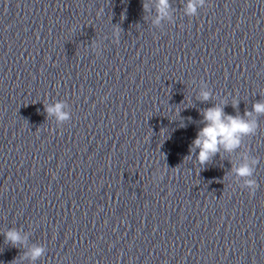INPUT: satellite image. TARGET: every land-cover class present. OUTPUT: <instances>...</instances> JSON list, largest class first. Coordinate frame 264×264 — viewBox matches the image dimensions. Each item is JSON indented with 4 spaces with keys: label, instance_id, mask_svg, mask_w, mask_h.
I'll return each mask as SVG.
<instances>
[{
    "label": "clouds",
    "instance_id": "clouds-1",
    "mask_svg": "<svg viewBox=\"0 0 264 264\" xmlns=\"http://www.w3.org/2000/svg\"><path fill=\"white\" fill-rule=\"evenodd\" d=\"M204 0H188L185 8L187 15H195L198 5H203ZM147 5L144 8L147 9ZM169 0H157V19L155 23H159L162 19L169 17ZM119 29H117V32ZM211 92L202 89L199 98L202 101L211 99ZM236 102H233V107ZM65 105L63 102H57L55 105L46 107V112L50 116H55L58 122H64L70 119V114L64 111ZM264 115V101H259L253 104L252 111H246L243 116L228 115L224 108L220 105H214L205 109L202 112L203 127L197 132L196 138L193 140L189 149L190 154L195 153L199 149L197 161L201 166L207 164L212 157L223 149L225 152L232 153L237 150L245 136L254 135L258 128L256 118L253 116ZM245 117H249L246 119ZM190 158V157H189ZM258 162L255 159L249 160L247 155L243 157V161L238 167H234L235 175L243 180V187L249 190L250 195H254L258 185L256 180L252 179L255 165ZM5 239L13 246L23 244L26 237H22L20 232L15 229L8 230L5 234ZM44 253L43 247L33 246L29 252H26L25 257L35 261Z\"/></svg>",
    "mask_w": 264,
    "mask_h": 264
}]
</instances>
